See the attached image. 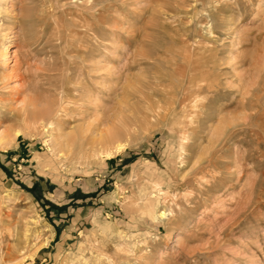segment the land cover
Instances as JSON below:
<instances>
[{
    "label": "rangeland",
    "instance_id": "1",
    "mask_svg": "<svg viewBox=\"0 0 264 264\" xmlns=\"http://www.w3.org/2000/svg\"><path fill=\"white\" fill-rule=\"evenodd\" d=\"M0 49V264H264V0H0Z\"/></svg>",
    "mask_w": 264,
    "mask_h": 264
},
{
    "label": "bare ground",
    "instance_id": "2",
    "mask_svg": "<svg viewBox=\"0 0 264 264\" xmlns=\"http://www.w3.org/2000/svg\"><path fill=\"white\" fill-rule=\"evenodd\" d=\"M78 18V17H77ZM79 18H80V16H79ZM77 20V19H76ZM89 24V23H88ZM88 24H86V26H88ZM199 52V51H198ZM5 49H0V58H4L5 57ZM3 63V61L1 62V64ZM189 82L191 83V84H193L190 80H189ZM188 82V83H189ZM190 84V85H191ZM193 87V86H192ZM184 90V89H183ZM183 92H185L186 93V90H184ZM191 95V94H190ZM168 96V95H167ZM171 96V95H170ZM186 97V96H185ZM173 98V97H172ZM188 98V97H187ZM169 99H170V97H169ZM172 100V99H171ZM170 101V100H169ZM174 101V100H173ZM189 101V100H188ZM184 102V101H183ZM160 105V104H159ZM173 105V104H172ZM182 105V104H181ZM167 106H169V105H167ZM171 106V105H170ZM161 106H159V108H160ZM175 108V107H174ZM153 109V108H152ZM165 109V108H164ZM169 109H170V107H169ZM171 110V109H170ZM164 111V110H163ZM165 111H166V109H165ZM170 112V111H169ZM25 113V112H24ZM149 113H150V111H149ZM149 113H147V114H149ZM153 114V113H152ZM38 115V117L36 118L37 120H34L33 121V123H35V126H36V124L38 123V122H42V114H37ZM160 115V114H159ZM158 115V116H159ZM22 119H23V123H26L27 122V120L29 121V120H32V119H34V118H28V115L25 113L24 114V116L22 117ZM38 125H39V123H38ZM42 125V124H41ZM46 125V124H45ZM185 125V124H184ZM34 126V127H35ZM47 126H48V128H49V133H50V135H51V133L53 132V128H54V126L51 124V123H47ZM46 126V127H47ZM191 126V125H190ZM45 128V127H44ZM45 130V129H44ZM45 131H47V130H45ZM16 134H17V132L13 135V137H15L16 136ZM51 138V137H50ZM8 139H10L9 137H7V136H2V137H0V148H5V146H7L8 145ZM119 149H121V145H118L117 147H115L113 150H115V151H118ZM113 153V151H109L108 153H107V155H111Z\"/></svg>",
    "mask_w": 264,
    "mask_h": 264
}]
</instances>
